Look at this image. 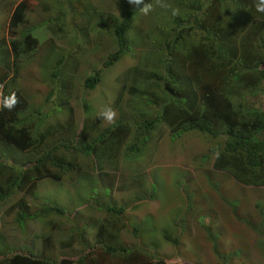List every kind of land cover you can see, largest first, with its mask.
I'll list each match as a JSON object with an SVG mask.
<instances>
[{
  "label": "rangeland",
  "instance_id": "obj_1",
  "mask_svg": "<svg viewBox=\"0 0 264 264\" xmlns=\"http://www.w3.org/2000/svg\"><path fill=\"white\" fill-rule=\"evenodd\" d=\"M21 2L27 5L26 22L11 33L9 17ZM91 2L92 8L85 6ZM125 2L0 0V55L8 57L6 48L12 37L20 38L21 34L29 33L38 41L36 51L21 61L18 72L6 76V86L19 90L26 100L25 117L39 123L42 119L43 129L50 127L54 131L51 140L61 145L56 156L75 166L61 182L40 181L32 192H15L0 204V242L16 248L25 245L32 254L41 253L45 237H52L53 249L57 247L59 255L66 252L65 245L69 242L71 252L91 249L102 221L108 217L102 207L110 205L126 207L121 218L124 228L119 237L117 232L113 233L114 241L122 247L140 246L147 235V239L149 234L160 238L162 232L168 231L178 238V245L169 243L157 248L158 256L168 264H264V187H245L236 183L230 172L212 169L214 153L222 141L196 132L170 137L165 129L152 131L144 153L134 159L124 157L126 146L114 147L112 151L116 150V157L119 154L118 163H106L102 170L106 174L99 181L93 158L80 152L86 143L77 138L85 135L84 127L101 131L116 121H140V114L149 118L156 114L145 102L141 103L139 111L135 109L132 101L138 103L139 85L124 79L141 56L138 48L135 56L127 54L110 68L103 66L118 42L115 35L102 32L106 28L102 29L101 24H117L126 16L127 4L133 18L126 39L127 43H132L140 39L131 41L136 32L142 31L140 20L151 21L147 19L149 15L145 16L138 9L134 11ZM151 2L152 21L166 25L174 8H161L157 0H145V3ZM81 14L98 19L86 38L73 31L75 26L84 25ZM243 28L242 36L250 30L247 25ZM57 57L65 59L62 68L65 79L51 80L44 69L53 68ZM96 70H101L99 84L92 91L83 88L84 81ZM3 73L0 69V78ZM130 88L133 94H129ZM105 107L114 109L117 114L112 124L99 115ZM76 141L84 143L75 144ZM67 142L73 145L63 147ZM102 153L106 150L100 147L95 157L101 160ZM14 157L16 162H21L28 154L15 153ZM47 168L56 171L49 165ZM0 183H4V179ZM152 186L158 188L153 198L147 196L137 202V193L149 195ZM62 190H68V195L60 196ZM74 192L78 193L76 198L81 206L76 210L72 208ZM47 200L64 202L67 214L34 217L25 220L21 227L17 222V210L24 205L33 216L41 212L42 203ZM51 224L58 225L61 232L52 233ZM136 225L144 229L137 238L131 232V227ZM101 241L104 246L102 238ZM108 242L113 245L110 237Z\"/></svg>",
  "mask_w": 264,
  "mask_h": 264
},
{
  "label": "trees",
  "instance_id": "obj_2",
  "mask_svg": "<svg viewBox=\"0 0 264 264\" xmlns=\"http://www.w3.org/2000/svg\"><path fill=\"white\" fill-rule=\"evenodd\" d=\"M165 2L177 10V15L170 14L163 25L152 21L154 18L149 13L147 19L151 21L140 20L142 31L136 32L131 41L140 39L132 43H127L126 39L133 18L127 4L126 16L117 24L100 25L106 28L103 33L115 35L118 42L103 63L105 68L127 54L135 56L136 48L141 51L145 47L144 51H138L141 56L124 79L139 85L138 103L132 101L135 109L139 111V106L145 102L156 114L150 118L140 114V121H116L103 131L84 127L85 135L77 139L93 149L103 147L112 155V165L118 163L119 156L116 157V150L112 151L114 147L126 146L124 157L134 159L144 153L152 131L165 129L170 137L198 132L222 141L218 155L215 154L214 170L230 172L233 179L245 187H264V14L255 11L254 0ZM90 4L93 2L84 5L91 7ZM26 9V3L21 2L13 10L8 23L11 33L24 23ZM80 19L84 25L75 26L73 31L86 38L98 19L86 14H81ZM245 24L250 30L242 36ZM28 34L11 38L6 48L9 58L0 55V69L4 72L0 78L1 94L8 96L15 92L20 99V104L12 111L0 107V180L4 179V183H0V204L15 192H32L44 179L61 182L62 177L75 169L72 162L65 163L56 156L61 145L51 140L54 131L50 127L43 129L42 119L38 118L39 123L25 117L26 100L19 90L6 86V76L16 74L21 61L36 51L38 41ZM147 40L150 42L146 44ZM64 61V57H57L53 68L44 69L47 77L65 79ZM100 75L101 70H96L84 81L83 88L92 91L99 84ZM133 93L130 88L129 94ZM83 143L76 141L75 144ZM72 145L67 142L62 146L70 148ZM15 153L28 154V158L16 162ZM48 165L56 171H49ZM62 191L59 195L69 193ZM156 191L158 188L152 186L149 195L137 193L135 199L140 202L147 196L153 198ZM58 202H43L42 211L33 216L23 205L17 210V222L22 227L25 220L34 217L65 216L66 204ZM104 210L109 215L102 221L91 249L71 252L69 242L65 245L66 252L59 255L57 247L53 249L52 237H45L41 253L32 254L25 245L16 248L0 242V264H168L158 256L157 248L162 244L178 245L177 237L165 231L160 238L149 234L147 239V235V241L143 239L140 246L122 247L114 241L113 233L117 232L119 237L124 228L121 218L126 207L107 206ZM71 220L74 221V217ZM51 231L60 233L61 229L51 224ZM143 231L142 226L131 227L136 238ZM109 237L113 245L109 244Z\"/></svg>",
  "mask_w": 264,
  "mask_h": 264
},
{
  "label": "clouds",
  "instance_id": "obj_3",
  "mask_svg": "<svg viewBox=\"0 0 264 264\" xmlns=\"http://www.w3.org/2000/svg\"><path fill=\"white\" fill-rule=\"evenodd\" d=\"M126 2L131 5L133 7V10H137L141 13H143L145 16H147L149 13H151L154 9H153V4L152 2L151 3H145V0H126ZM157 5L161 8H170L171 6L169 4H167L165 2V0H157ZM254 7H255V11L257 13H261V14H264V0H254ZM12 14V12H11ZM172 14L173 15H177V10L173 9L172 11ZM11 16V15H10ZM11 18V17H9ZM10 20V19H9ZM114 25V24H113ZM0 87H2V90H3V85H0ZM20 104V99L18 98L17 94L15 92H12L10 95L8 96H3L1 93H0V107L4 108V109H7L8 111H12L13 109H15L18 105ZM100 117L106 121L107 123L109 124H112L115 122L116 120V112L114 109L110 108V107H105L101 110V112L99 113ZM112 125H108L106 127H104L101 131L103 130H106V129H109ZM188 133V132H187ZM198 133V132H196ZM211 138V137H210ZM216 140V139H214ZM221 141V140H219ZM222 144V143H221ZM98 151V149H93L90 147L89 144H83L81 149H80V152L85 154V155H88V156H91L93 158V161H94V164L96 166V170H97V180L99 181L101 178V176H103L104 174H106L103 170V167L104 165L107 163V164H110L111 160H112V155L106 151V153H102V158L101 160L97 159L95 157L96 155V152ZM216 153H214V159H213V162H212V169L214 170L213 168V164H214V161H215V155ZM218 155V153H217ZM214 171H217V172H221L219 170H214ZM233 179V177H232ZM45 181H53V180H50V179H44ZM42 180V181H44ZM234 180V179H233ZM235 181V180H234ZM55 182V181H53ZM236 182V181H235ZM237 183V182H236ZM239 184V183H238ZM56 195L58 194V192H54ZM78 195L77 192H74L73 193V197H75L73 200H74V206H72L73 210L75 209H79L81 208V206H78V199L76 198ZM61 196V195H60ZM43 205V203H42ZM69 205V204H68ZM110 206V205H108ZM102 208H105V207H102ZM118 209V208H117ZM42 211V209H41ZM105 211V210H104ZM106 214H108L106 211H105ZM109 215V214H108ZM84 229V228H83ZM81 239H82V236H81Z\"/></svg>",
  "mask_w": 264,
  "mask_h": 264
}]
</instances>
